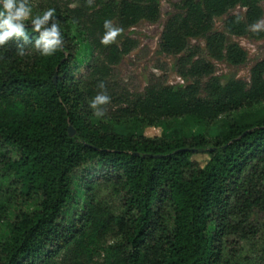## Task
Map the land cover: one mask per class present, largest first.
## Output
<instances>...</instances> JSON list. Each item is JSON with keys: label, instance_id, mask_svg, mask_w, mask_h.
<instances>
[{"label": "trees", "instance_id": "1", "mask_svg": "<svg viewBox=\"0 0 264 264\" xmlns=\"http://www.w3.org/2000/svg\"><path fill=\"white\" fill-rule=\"evenodd\" d=\"M263 3L182 0L158 50L185 84L153 75L130 91L114 71L137 41L101 44L104 21L156 22L160 0H30L32 17L55 9L64 45L41 56L30 18L24 57L15 41L0 47V264H264L253 243L264 238V49L248 82L222 81L214 65L246 62L232 37L264 35L248 30ZM101 91L111 102L97 118ZM187 121L203 131L187 134Z\"/></svg>", "mask_w": 264, "mask_h": 264}, {"label": "rangeland", "instance_id": "2", "mask_svg": "<svg viewBox=\"0 0 264 264\" xmlns=\"http://www.w3.org/2000/svg\"><path fill=\"white\" fill-rule=\"evenodd\" d=\"M182 0H160L159 18L156 22L141 21L137 25L124 30L123 33L117 37L120 40L122 36H128L137 41V45L126 55H124L116 66L114 71L115 82L121 87H126L130 91H140L146 86L148 80L154 76H164L167 82L171 85L178 86L185 84L186 80L183 79L174 69L175 56L166 55L158 50V40L162 30V26L166 19L179 11H181ZM264 8V3H263ZM244 8L235 7L231 12L242 14ZM222 18L215 20V27L217 30L222 29ZM264 19V16L262 17ZM232 40L237 42L246 52L247 60L245 63L233 66L226 62H214L215 74L220 76L222 81L230 77L249 81L250 67L262 57L264 49V35L261 37L256 36H241L232 37ZM203 44L201 40H191V44ZM226 117V116H225ZM224 117L216 119L212 125L223 123ZM207 125V124H205ZM203 128L195 125L191 121H187L185 132L187 134L201 133ZM160 129L147 128L145 134L152 136L159 134ZM193 159L199 164H204L207 159V154L204 152L195 153ZM256 247L260 248L264 243V238L260 237L255 242ZM246 248V250H245ZM257 248V249H258ZM248 244H244L243 251L239 254V261H244L246 253L251 251ZM250 264H262L258 261V256H253L249 261Z\"/></svg>", "mask_w": 264, "mask_h": 264}, {"label": "clouds", "instance_id": "3", "mask_svg": "<svg viewBox=\"0 0 264 264\" xmlns=\"http://www.w3.org/2000/svg\"><path fill=\"white\" fill-rule=\"evenodd\" d=\"M87 2L91 6L93 0H87ZM0 7H2L0 10V47L15 41L16 54L24 57L27 54L25 45L30 43L25 21L31 18L32 30L38 33V38L34 42V49L45 57L52 56L62 49L64 39L54 8H49L42 14L32 17L30 0H0ZM104 28L105 33L101 38V44L105 46L115 43L117 37L123 33L122 28L115 27L113 22L108 19L104 21ZM248 30L253 33L264 31V19H258L249 25ZM98 88L106 89L103 81L98 84ZM110 102L111 97L106 91H101L89 101V108L93 110L95 117L103 118L106 115V109L103 106Z\"/></svg>", "mask_w": 264, "mask_h": 264}, {"label": "water", "instance_id": "4", "mask_svg": "<svg viewBox=\"0 0 264 264\" xmlns=\"http://www.w3.org/2000/svg\"><path fill=\"white\" fill-rule=\"evenodd\" d=\"M69 133H70V134H73V130H72L71 127L69 128Z\"/></svg>", "mask_w": 264, "mask_h": 264}]
</instances>
